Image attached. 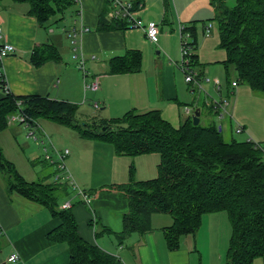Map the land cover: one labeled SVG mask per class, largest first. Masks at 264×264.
Masks as SVG:
<instances>
[{
  "label": "crops",
  "instance_id": "0c3cea01",
  "mask_svg": "<svg viewBox=\"0 0 264 264\" xmlns=\"http://www.w3.org/2000/svg\"><path fill=\"white\" fill-rule=\"evenodd\" d=\"M121 1L132 3V13L137 19L157 24V44L148 41L140 29H130L125 24L117 27L116 22L124 21L114 18L111 0L73 3L66 8L70 23L65 22L61 34H56L52 27L57 24L55 17L45 28L27 14V4L0 0V42L14 48L13 54L0 61V72L9 94L18 98L37 96L67 102L77 106L76 116L93 115L101 122L120 118L128 112L135 115L156 112L162 120L178 128L194 109H199L201 101L199 88L187 83L178 69V28L184 26L189 42L191 37L186 29L193 26L195 45L190 52L197 56L194 72H198L200 85L202 78L210 73L214 81L222 84V95L223 87L232 92L229 101L232 122L243 126L245 133L241 135L264 144V96L255 95L246 85L236 88L226 85L223 66L226 53L219 48L211 0ZM207 6L212 11V21H209L214 23L208 32V21L203 18ZM64 12L57 14L62 23ZM100 21L103 25L112 24V28L99 30ZM80 26L88 31L74 42L70 33ZM62 38L70 42L71 48L63 46ZM42 44H52L60 52L57 51L59 57L35 68L30 63V56L34 48ZM130 51L140 54V70L110 74L109 62ZM80 55L85 57V80L77 66ZM94 77L99 78L100 89L84 91V82H90ZM4 96L0 87V99ZM209 100L210 97L205 96L202 102L208 106ZM185 109H189V114ZM37 121L59 151L69 150L65 163L71 179L88 196L84 201L70 186L58 201L60 209L65 203H71L77 233L84 242L112 255L117 264H224L229 238L228 235L225 240L226 228L230 234L224 213L204 215L196 235L184 237L179 249L174 251L167 248L162 232L172 224V218L167 214H153L149 233L143 237L132 234L118 245L114 235L122 230L121 217L128 211V200L116 187L127 183L131 167L133 178L138 182L156 178L159 156H118L111 144L83 138L77 131L47 119ZM24 132L27 130L16 122L0 132L4 157L27 182L52 180L50 183H54L55 167L52 165L53 169L49 168L47 173L36 170L34 165L39 162L44 166L50 164L28 152L27 145L21 147ZM24 138L28 139L27 136ZM59 224L60 220L52 217L45 207L18 194L9 195L0 176V264H69L68 246L47 238ZM12 254H17L18 259L8 262ZM253 264L263 263L256 259Z\"/></svg>",
  "mask_w": 264,
  "mask_h": 264
},
{
  "label": "trees",
  "instance_id": "16d2710c",
  "mask_svg": "<svg viewBox=\"0 0 264 264\" xmlns=\"http://www.w3.org/2000/svg\"><path fill=\"white\" fill-rule=\"evenodd\" d=\"M12 1L27 4V14L45 28L73 4L71 0ZM58 2L64 3L61 8ZM211 5L218 26L219 48L226 53V85L236 82L248 86L255 95L264 96V0H234L233 6H227L225 0H211ZM124 24L116 22L117 27ZM111 28L112 24L103 25L100 21L99 30ZM186 31L192 49L195 28L190 26ZM58 57L52 44H42L34 48L30 63L38 68ZM196 59L191 53L192 69ZM140 65V54L130 51L109 62V73L138 72ZM0 87L3 88L1 78ZM223 91L224 96H230L227 88ZM18 100L22 101L21 108L16 105ZM210 110L214 112L212 107ZM19 111L32 121L47 119L77 131L83 138L111 144L118 156H159L156 178L138 182L131 167L127 183L116 187L128 200V211L121 217L122 230L114 235L118 245L132 234L143 237L149 233L153 214H167L172 224L162 232L167 248L174 251L184 237L198 232L204 215L224 213L230 226L224 264H253L256 259L264 264V161L253 144L226 140L223 127L213 121L193 126L191 116L174 128L156 112H128L120 118L102 121L96 128L77 122L76 105L10 94L0 99V132L8 126L7 117ZM214 114L219 118L218 112ZM103 126L105 130L101 129ZM0 176L9 195L18 194L38 203L60 220L47 238L68 246L69 264H117L115 257L78 236L71 207L59 208L60 197L70 188L68 183L27 182L4 157L1 148Z\"/></svg>",
  "mask_w": 264,
  "mask_h": 264
},
{
  "label": "built area",
  "instance_id": "2783aa9c",
  "mask_svg": "<svg viewBox=\"0 0 264 264\" xmlns=\"http://www.w3.org/2000/svg\"><path fill=\"white\" fill-rule=\"evenodd\" d=\"M74 4L78 3V0H71ZM111 3L114 8L113 16L115 19H121L125 22V25L127 28L130 29H140L145 32L146 37L148 41L151 43L157 44L158 43V26L155 22H149L144 23L142 20L137 19L132 13V3L128 1H121V0H111ZM78 15H81V11H77ZM210 28V25L206 27V31L208 32V29ZM88 29L84 28L82 26L79 27L77 30H73L70 33V36L72 37L73 41L76 42L78 38L81 37L82 34L87 32ZM179 31V40H180V61L178 63V69L180 72L184 75V79L187 83L192 84L193 86H196L197 88L201 89L200 83L201 79H197V74L194 72V69H192V66L190 64V46L188 42V35L184 31V26L180 25L178 28ZM0 41H2V31L0 28ZM14 53V48L8 44V43H1L0 42V61L4 59L6 56L11 55ZM93 58V57H92ZM77 66L83 73V79L85 80V77L87 76L86 70H85V57L83 55H80L77 57ZM0 78L1 82L3 83V90L5 94H9L8 86L6 84V81L4 77H2V74L0 72ZM232 88H236L237 84L236 82H232L231 84ZM213 88L216 93H218L219 98L213 99L210 98L208 101V106L212 107L214 112H218V116L220 118L223 117H229L232 120V114L229 112V104H230V96L233 94L230 93V96H224L222 95L221 91V85L218 81L213 82ZM100 89V83L99 78L94 77L90 82H84V91H97ZM16 105L18 108L22 107V101L18 100L16 101ZM96 108L97 106L94 105ZM185 113L189 114V109H185ZM8 124L12 122H18L20 123L23 128L27 130V137L32 138L33 140L36 139L35 136V130H39L44 137V139L49 144L51 154L48 153L47 148H43L44 151V157L43 161L46 163H49L55 167V174L53 176V182L54 184H63V183H69V185L76 191L77 195H79L84 201H87L88 196L84 194L83 191H81L73 181L70 180L69 171L66 166V157L69 155V150L64 149L62 151H59L54 144L52 143L50 137L42 130V128L35 122H31L23 113L20 111L14 115L7 117ZM234 132L236 134H244L245 130L243 126L239 125L238 123L235 124V130ZM245 142L253 144L254 148L259 149L263 156L264 161V145L254 141L250 136H247L245 139ZM71 203L67 202L65 205H63L62 209L64 208H70ZM1 234V230H0ZM18 259L17 254H12L7 259L8 262H15Z\"/></svg>",
  "mask_w": 264,
  "mask_h": 264
},
{
  "label": "rangeland",
  "instance_id": "374dc122",
  "mask_svg": "<svg viewBox=\"0 0 264 264\" xmlns=\"http://www.w3.org/2000/svg\"><path fill=\"white\" fill-rule=\"evenodd\" d=\"M210 2V0H209ZM58 4L60 5V8L62 7V5L64 3L62 2H58ZM226 4L227 6H233L234 5V0H226ZM206 13H205V16L203 17L204 18V21L207 22V25H214L212 21V11L211 9L209 8V6H207L206 8ZM60 15H56L54 19H56V22L57 24H53L52 27L53 29L56 31V34H61L62 30V26H65V22L68 24L70 23L69 22V12H68V9L64 12L63 14V17H64V22L62 23L61 20H59L60 18ZM211 20V21H209ZM54 23V22H53ZM72 23V21H71ZM213 23V24H212ZM68 40V39H67ZM62 42H63V46L64 47H69L71 48V44L69 41L66 42V39L65 38H62ZM71 50V49H70ZM58 51V50H57ZM59 52V51H58ZM60 53V52H59ZM198 72H196L197 74ZM210 76V77H208ZM212 74L208 73L204 76V78H202V85L201 86V89H199L197 92H198V96L201 97V101L199 103V109L201 110V114H200V122H201V125H206L208 124L209 122H214L216 123L218 126H222L223 127V136L226 140H229L230 138H233L237 141H245L246 137H244V135H241V134H236L234 132L235 130V123L234 122H228L227 118H218L215 116L214 112L210 110V108L208 106H205V104L202 102V99H205V96L207 97H210V98H213V99H218L219 96L218 94L215 92L214 88H213V82H214V79L215 78H212L211 77ZM229 79L232 78L231 75L228 76ZM225 80V78H224ZM222 85V84H221ZM225 86V84H224ZM193 88V86H191ZM196 87V86H195ZM225 88L223 87V90ZM204 101V100H203ZM206 101V100H205ZM202 102V103H201ZM16 114V113H15ZM11 115H14V114H11ZM9 115V116H11ZM77 115V114H76ZM28 118V116H26ZM29 119V118H28ZM31 122H35L39 125V123L42 121L40 120V122L38 121H32L31 119H29ZM76 120L77 122H79L80 124H88V125H95L96 128L99 126L100 123H102L100 121V119H98L96 116H93V115H90L89 117H83V116H76ZM18 123V122H16ZM20 124V123H19ZM40 126V125H39ZM41 127V126H40ZM104 127V126H103ZM101 127V129L103 128ZM27 133L28 132H24V136H27ZM23 136L22 138V143H21V147H24V145H27L28 146V152H31L33 153V155L35 154V156L37 157H40L43 161V157H44V151H43V148H47V151L49 154H51V150H50V147H49V144L47 143V141L44 139V137L42 136L41 132L39 130H35V136H36V139L33 140L32 138H29L28 139H25ZM40 136V137H39ZM259 143V142H258ZM262 145H264L263 143H260ZM55 146V145H54ZM56 147V146H55ZM57 149H59L58 147H56ZM64 149V148H63ZM62 149V150H63ZM26 154L27 151H26ZM39 155V156H38ZM41 155V156H40ZM36 157V158H37ZM35 169L36 170H42L44 173H47L49 168L50 169H53V166L52 165H42L40 162L35 164L34 165ZM70 175V173H69ZM53 178V177H52ZM42 181V180H41ZM49 181V180H48ZM52 180H50L48 183H50ZM69 182L72 181L71 179V176H70V180H68ZM47 182V181H46ZM76 185V184H75ZM77 186V185H76ZM196 235V234H195ZM230 237V234H229V228H226V231H225V240L227 239V237ZM228 242H229V238H228ZM228 244V243H227ZM228 246V245H227Z\"/></svg>",
  "mask_w": 264,
  "mask_h": 264
},
{
  "label": "water",
  "instance_id": "95a60500",
  "mask_svg": "<svg viewBox=\"0 0 264 264\" xmlns=\"http://www.w3.org/2000/svg\"><path fill=\"white\" fill-rule=\"evenodd\" d=\"M191 120H192L193 126H197L199 124V122H200V110L198 108H196L192 111ZM102 130H105V127L102 128Z\"/></svg>",
  "mask_w": 264,
  "mask_h": 264
}]
</instances>
